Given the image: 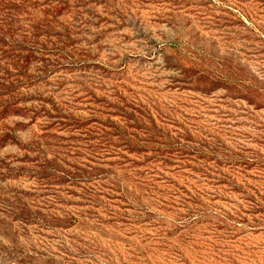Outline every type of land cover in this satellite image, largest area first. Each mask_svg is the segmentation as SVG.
<instances>
[{"label":"rangeland","instance_id":"374dc122","mask_svg":"<svg viewBox=\"0 0 264 264\" xmlns=\"http://www.w3.org/2000/svg\"><path fill=\"white\" fill-rule=\"evenodd\" d=\"M0 264H264V0H0Z\"/></svg>","mask_w":264,"mask_h":264}]
</instances>
